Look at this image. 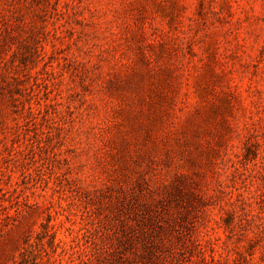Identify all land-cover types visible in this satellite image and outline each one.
I'll use <instances>...</instances> for the list:
<instances>
[{
    "label": "rangeland",
    "instance_id": "1",
    "mask_svg": "<svg viewBox=\"0 0 264 264\" xmlns=\"http://www.w3.org/2000/svg\"><path fill=\"white\" fill-rule=\"evenodd\" d=\"M0 264H264V0H0Z\"/></svg>",
    "mask_w": 264,
    "mask_h": 264
}]
</instances>
